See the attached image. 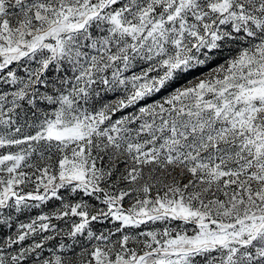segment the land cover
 I'll return each mask as SVG.
<instances>
[{"label": "snow or ice", "instance_id": "6c2138e0", "mask_svg": "<svg viewBox=\"0 0 264 264\" xmlns=\"http://www.w3.org/2000/svg\"><path fill=\"white\" fill-rule=\"evenodd\" d=\"M13 227L0 264H264V0H0Z\"/></svg>", "mask_w": 264, "mask_h": 264}, {"label": "rangeland", "instance_id": "374dc122", "mask_svg": "<svg viewBox=\"0 0 264 264\" xmlns=\"http://www.w3.org/2000/svg\"><path fill=\"white\" fill-rule=\"evenodd\" d=\"M51 75V73H49ZM59 207V202L56 201H50L47 205H43L41 208H33L29 211H25L24 213H21L18 217V221L21 222H28L31 218H34L35 216L41 214V213H49L54 211ZM58 226L66 227L63 221H54ZM96 227H103L101 225H96ZM107 227H112L111 224H108ZM155 227H163L162 225H156ZM15 231V227L13 229H7V228H0V238H4L5 235L9 232Z\"/></svg>", "mask_w": 264, "mask_h": 264}]
</instances>
